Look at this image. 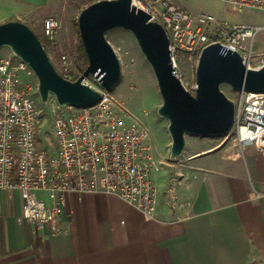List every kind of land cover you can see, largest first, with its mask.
Segmentation results:
<instances>
[{
	"label": "built area",
	"instance_id": "built-area-1",
	"mask_svg": "<svg viewBox=\"0 0 264 264\" xmlns=\"http://www.w3.org/2000/svg\"><path fill=\"white\" fill-rule=\"evenodd\" d=\"M223 1L239 13L264 14V0ZM132 2L166 31L176 77L192 95L196 91L195 76L185 81L179 60L183 56L189 61L198 59L196 55L210 44L219 43L237 52L249 69L264 65V52H255V39L264 32V19L259 25L238 24L185 9L173 0ZM42 27L44 37L51 41L61 22L48 17ZM59 61L57 72L75 81L67 56L62 55ZM33 75L20 59H0V192L20 194L18 221L61 233L66 196L81 199L87 194L115 196L153 218L157 187L151 177L161 170L162 161L148 128L119 105L109 91L98 89L100 97L90 105L53 107L55 151L51 152L39 138L43 119L34 95L38 84L25 81ZM83 83L89 85L87 79ZM233 95L234 123L225 138L231 134V143L240 150L254 147L264 164V94L241 91ZM39 194L48 199L39 198Z\"/></svg>",
	"mask_w": 264,
	"mask_h": 264
},
{
	"label": "crops",
	"instance_id": "crops-1",
	"mask_svg": "<svg viewBox=\"0 0 264 264\" xmlns=\"http://www.w3.org/2000/svg\"><path fill=\"white\" fill-rule=\"evenodd\" d=\"M64 5L65 0H0V23L40 29ZM166 137L161 170L151 177L157 187L153 218L111 195H67L62 232L52 233L19 222L20 194L0 192V264H264L261 155H245L232 143L206 144L189 155L190 164L172 167L163 164L171 145ZM178 166L189 175L184 184L171 179V168Z\"/></svg>",
	"mask_w": 264,
	"mask_h": 264
},
{
	"label": "water",
	"instance_id": "water-1",
	"mask_svg": "<svg viewBox=\"0 0 264 264\" xmlns=\"http://www.w3.org/2000/svg\"><path fill=\"white\" fill-rule=\"evenodd\" d=\"M87 66L75 81L64 79L54 67L36 34L20 21L0 24V48L8 47L33 72L40 101L54 96L59 106H86L96 102L100 92L83 81L93 78L99 89L110 91L121 78L119 59L106 35L115 29L132 34L155 77L162 100L157 109L171 138L169 157L175 160L186 146V136H226L234 123V103L221 90L264 94V65L249 69L241 56L219 43L204 47L195 69L196 91H186L176 77L169 38L164 28L136 7L132 0H97L85 6L77 17Z\"/></svg>",
	"mask_w": 264,
	"mask_h": 264
},
{
	"label": "rangeland",
	"instance_id": "rangeland-1",
	"mask_svg": "<svg viewBox=\"0 0 264 264\" xmlns=\"http://www.w3.org/2000/svg\"><path fill=\"white\" fill-rule=\"evenodd\" d=\"M88 0H65V8L54 15L61 22V28L53 40H48L43 34V28L40 29L29 28L39 37L40 40L46 45L47 53L54 67L59 69L60 57L67 56L69 62L73 66L76 75L81 74L87 66L85 59L81 55L79 45V34L77 28L74 26L79 12L85 7L84 4ZM174 3L185 9L196 12H206L215 15L216 17L238 24H251L259 25L263 23L264 14L260 11H245L242 13L237 12L231 5L225 3L223 0H173ZM1 24V23H0ZM28 26V25H27ZM106 38L112 48L114 49L120 65H121V78L114 88L109 92L112 97L124 109L130 112L139 122L146 126L149 130L155 151L159 158H162L163 151V137L167 138V121L158 116L157 109L161 106L162 100L159 94L157 83L153 72L141 54L134 37L128 31L123 29H115L107 33ZM255 52H264V32H260L255 39ZM180 57V56H179ZM0 59L4 60H17L18 58L11 52L8 47L0 48ZM197 60L189 61L186 56L179 60V67L185 81H190L195 76V69ZM254 60L253 64H257ZM26 82L37 83L36 77L25 78ZM87 83L95 89L99 86L93 78H87ZM222 92L229 98H233V91L227 86H221ZM35 97L38 101V107L41 110L43 123L39 129V138L43 146L47 147L51 152L55 151V139L52 132L53 124V107L58 105L54 96H50L48 104L42 103L39 99L38 90L35 92ZM231 134L227 138L225 136L216 137H199L195 135L186 136V146L181 154L175 160L169 157L170 149L168 148L164 154V165L170 163L172 167L178 165L186 166L190 164L189 155L194 151L201 148L203 145H214L216 143H223L229 145L231 143ZM212 140V141H211ZM204 142V143H202ZM222 146V147H223ZM251 151L255 152L254 147L243 149V153L250 154ZM248 159H250L248 157ZM199 159V162L202 163ZM251 164V161L249 162ZM176 164V165H173ZM180 167V166H178ZM171 179L174 177L176 184L178 182H188L189 175L184 168H171ZM112 196V195H111ZM115 197V196H114ZM171 204L174 205L176 197H171ZM108 222H113V215L111 211H106ZM105 217H102L104 221Z\"/></svg>",
	"mask_w": 264,
	"mask_h": 264
},
{
	"label": "trees",
	"instance_id": "trees-1",
	"mask_svg": "<svg viewBox=\"0 0 264 264\" xmlns=\"http://www.w3.org/2000/svg\"><path fill=\"white\" fill-rule=\"evenodd\" d=\"M95 1H97V0H88L87 2H85L84 6L90 5V4H92L93 2H95ZM74 26H75V27L77 28V30H78L77 21H75ZM78 34H79V32H78ZM38 39H39V37H38ZM39 40H40V39H39ZM40 42L42 43L44 49H45L46 52H47L46 45L42 42V40H40ZM79 45H80L81 55H82V57L85 59V62L87 63L86 55H85V53H84V50H83V47H82V44H81L80 37H79ZM195 58H198V55H196ZM82 72H83V70L81 71V73H82ZM73 76H74V78H73L74 80H76V79L79 77V75H76L75 73H73Z\"/></svg>",
	"mask_w": 264,
	"mask_h": 264
}]
</instances>
